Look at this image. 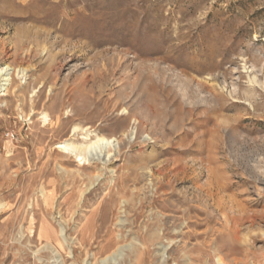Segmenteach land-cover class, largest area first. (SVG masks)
I'll return each instance as SVG.
<instances>
[{
    "label": "rangeland",
    "instance_id": "374dc122",
    "mask_svg": "<svg viewBox=\"0 0 264 264\" xmlns=\"http://www.w3.org/2000/svg\"><path fill=\"white\" fill-rule=\"evenodd\" d=\"M0 264H264V0H0Z\"/></svg>",
    "mask_w": 264,
    "mask_h": 264
},
{
    "label": "bare ground",
    "instance_id": "6f19581e",
    "mask_svg": "<svg viewBox=\"0 0 264 264\" xmlns=\"http://www.w3.org/2000/svg\"><path fill=\"white\" fill-rule=\"evenodd\" d=\"M132 121H133V124L135 125V127L133 129H131V130H133L132 134H134L136 132V130H139V128H138L139 122L137 121V119L135 117H133ZM129 125H130V123H129ZM125 132H127V130L123 131V135H125ZM143 132H144V130H143ZM144 136H145V134H144ZM118 142H117V145H113V143H114L113 140H108V139H104V138H98L95 142L88 143V145H86L84 147V149H79L78 150V149H75V148H72V147H69V146H68V148H65V149H69V150H72V151H76L77 150V152L80 154V156H77V157H81V153H84L82 158H81V160H85V161L86 160H88V161L95 160L96 162H102L103 164H107L115 156V154H111L109 148H111L112 151L115 153L118 150Z\"/></svg>",
    "mask_w": 264,
    "mask_h": 264
}]
</instances>
